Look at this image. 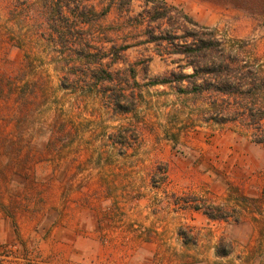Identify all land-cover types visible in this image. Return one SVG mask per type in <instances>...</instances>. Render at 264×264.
<instances>
[{"label": "rangeland", "instance_id": "rangeland-1", "mask_svg": "<svg viewBox=\"0 0 264 264\" xmlns=\"http://www.w3.org/2000/svg\"><path fill=\"white\" fill-rule=\"evenodd\" d=\"M180 13L257 71L264 104V7L0 0V264H264L259 132L221 122L213 77L177 82L190 59L148 41L192 28Z\"/></svg>", "mask_w": 264, "mask_h": 264}, {"label": "trees", "instance_id": "trees-1", "mask_svg": "<svg viewBox=\"0 0 264 264\" xmlns=\"http://www.w3.org/2000/svg\"><path fill=\"white\" fill-rule=\"evenodd\" d=\"M231 2L237 3V5L245 7L250 11H259L260 7H264V0H229ZM160 8L153 7L151 10H146V18L148 22H154L156 20L165 18L168 16V11L165 9L159 10ZM152 13V14H151ZM185 21L191 23L193 25L192 28L185 26V24H181L176 22L177 26L174 24H170V27L173 30H168L165 34L157 35L153 30L149 31L150 38L148 41L151 42H166L172 43L175 50L174 53L182 54L190 59L185 66L190 67L192 72L189 74H184L181 72L179 76H177V82L188 81L192 83V81H196L203 77V75H211L213 81H216V84H213L212 88L217 91L222 98H220V107L218 108L217 113L222 115L221 122L227 121H235L246 128H250L252 130L258 131L257 141L259 143H264V104L258 102V97L254 93H249L250 83L248 82L255 80L254 74L257 71L251 67L246 65H239L238 62H235L228 57H222V53H224V49L220 47V43L215 36H207V34H203L202 32H198L194 26H198L196 22H193L191 18L187 15L180 13ZM185 22V23H187ZM181 31L183 34L178 35ZM178 39L177 43L173 41ZM127 46H124L122 49H125ZM217 52L219 54H217ZM228 54V53H227ZM229 56V54H228ZM203 66H205L203 68ZM239 73L242 76V82L236 84L237 87L234 86L235 83L231 82V77L235 74ZM259 74V73H258ZM104 80L112 81L113 73L107 71L104 76ZM155 83H168L169 80L167 78H161L154 80ZM242 85H247L246 93L242 97H235V93L239 91ZM251 87L253 86V82H251ZM181 91H184L183 88H179ZM206 88L202 87L201 84H195L192 87V91H201ZM249 93V94H248ZM125 95V94H121ZM116 104L118 103L115 102ZM214 104V101H213ZM210 217H214L211 214H208Z\"/></svg>", "mask_w": 264, "mask_h": 264}]
</instances>
